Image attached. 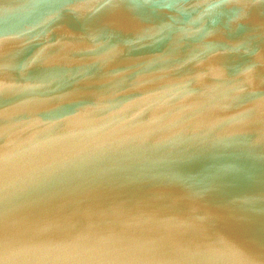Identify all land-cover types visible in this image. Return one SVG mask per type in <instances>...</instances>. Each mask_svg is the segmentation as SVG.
<instances>
[{"label":"water","instance_id":"1","mask_svg":"<svg viewBox=\"0 0 264 264\" xmlns=\"http://www.w3.org/2000/svg\"><path fill=\"white\" fill-rule=\"evenodd\" d=\"M0 264H264V0H0Z\"/></svg>","mask_w":264,"mask_h":264}]
</instances>
